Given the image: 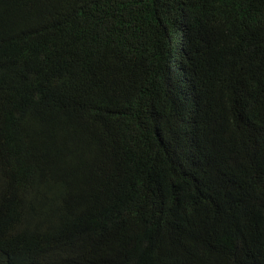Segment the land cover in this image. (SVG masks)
Segmentation results:
<instances>
[{
    "label": "trees",
    "instance_id": "16d2710c",
    "mask_svg": "<svg viewBox=\"0 0 264 264\" xmlns=\"http://www.w3.org/2000/svg\"><path fill=\"white\" fill-rule=\"evenodd\" d=\"M0 264H264V0H0Z\"/></svg>",
    "mask_w": 264,
    "mask_h": 264
},
{
    "label": "clouds",
    "instance_id": "9594fccd",
    "mask_svg": "<svg viewBox=\"0 0 264 264\" xmlns=\"http://www.w3.org/2000/svg\"><path fill=\"white\" fill-rule=\"evenodd\" d=\"M175 50H176V49H175ZM175 50H174V51H175Z\"/></svg>",
    "mask_w": 264,
    "mask_h": 264
}]
</instances>
